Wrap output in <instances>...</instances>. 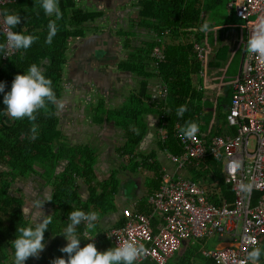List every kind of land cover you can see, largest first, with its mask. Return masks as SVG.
<instances>
[{
	"label": "trees",
	"instance_id": "trees-1",
	"mask_svg": "<svg viewBox=\"0 0 264 264\" xmlns=\"http://www.w3.org/2000/svg\"><path fill=\"white\" fill-rule=\"evenodd\" d=\"M227 1L141 0L138 2L139 25L152 31L159 41L168 38L167 43H158L155 38L145 44L146 49H140L141 53H144L140 58L141 61L142 58L151 61L149 57L151 50L164 43V57L161 61H155L154 66L157 72L155 75L160 77L165 94L164 99L156 103L158 109H155L162 116L165 130V138L159 139L161 150L166 149L174 155L181 154L182 148L175 138L174 125L178 123L183 127L186 121L200 123L203 110L199 101L202 96L196 89L192 77L202 71L203 65L197 59L193 43H200L204 37L205 31L201 30V26L205 24L207 12L213 13L214 10L219 9V6H225ZM73 2L74 0L61 1L59 18L54 14L47 16L40 6L41 0H12L2 8V13H15L20 17L19 23L12 29L14 32L31 34L37 39L29 48L17 50L12 56L3 58L5 38L0 32V82L4 84V92H0V100L9 90L14 76L26 73L32 64H36L43 75L51 81L56 100L60 98L67 43L72 38L83 36L81 26L99 16L98 13H87L83 9L74 8ZM50 21L55 23L56 33L51 42L46 43ZM122 33L126 37L131 36L130 32ZM192 36L194 38L186 42ZM130 56L135 60L136 56ZM148 65L149 63H146L139 68L134 64V68L128 66L127 69L145 78L151 76L146 70V68L150 69ZM140 98L147 99L144 91L141 95L131 96L128 107L122 109V115L116 119V123L122 126L126 138L123 146L118 149V154L127 164L125 168L132 170L139 166L134 152L145 134V127L140 120L141 115L150 109L144 107L145 104ZM181 105L186 106V111L178 117L176 109ZM57 127L58 118L54 102H48L44 108L37 109L32 114V118H13L0 103V264H12L11 241L15 235H18L15 232L16 226H27L31 223L22 213L25 205L22 197L9 193L12 184L35 176L43 181L42 188H50L48 202L52 206L51 223L43 236L44 243L48 239L51 241L46 252L35 258H27L24 264H51V261L58 257L67 259L65 253L59 251L58 236L69 222L67 215L71 210L80 209L86 213L95 211L99 216L113 210L112 197L118 185L116 172H110L103 182L97 183L94 173L95 150L87 145L68 146L60 140ZM62 161L64 167L59 172L57 168L62 165ZM207 161L214 164L212 169L215 173L216 163L210 159ZM142 162L143 169L153 172V179L146 183L149 186L146 193L148 197L159 184V165L155 162L150 164L146 159ZM211 176L215 178L212 174ZM198 177L197 175L195 178ZM79 180L89 190V197L85 202L80 199L78 193ZM146 196L143 201L147 200ZM208 196L210 197V194ZM231 200L232 198H228V201ZM212 202L215 205L219 204L218 200ZM83 227V224L76 226L77 234L81 233ZM81 243L82 246L84 243L87 244L85 241ZM197 255L198 252L189 244L187 252L177 264H214L211 259L204 257L197 262L195 259Z\"/></svg>",
	"mask_w": 264,
	"mask_h": 264
},
{
	"label": "crops",
	"instance_id": "crops-1",
	"mask_svg": "<svg viewBox=\"0 0 264 264\" xmlns=\"http://www.w3.org/2000/svg\"><path fill=\"white\" fill-rule=\"evenodd\" d=\"M61 1L58 0V7L61 5ZM123 1L131 2L129 9L133 8L136 11L135 18L130 17L131 14L126 10L128 4H122ZM139 1L141 0H74V8L83 9L87 13H98L99 16L97 15L93 18V21L88 20L81 26L83 36H77L68 41L65 52L66 64L62 71V92L57 100L61 102L62 107H57L55 103L60 140L68 146L87 145L95 150V181L97 183L103 182L110 172H116L118 185L117 191L112 197L113 210L100 216L97 215L98 219L93 229H88L81 222L84 227L80 234L86 232L89 236H93L82 241L93 243L99 252L112 247L110 241L105 237V232L120 223L122 209H136L140 212H145L148 209L151 211L143 198L149 188L146 183L153 179V172L142 168L144 159L148 160L150 164L155 162L159 165L160 180L162 176L167 175L172 179L182 177L203 182L208 187V194H210L208 200L211 203H213L212 200H218V205H220L222 200L231 202L228 201V198L233 197L231 188L223 181L224 165L222 161L217 162L210 159L216 163L215 173L212 169L214 164L208 162L207 158L179 167L170 160L172 153L159 148V139L165 137V130L163 129L164 125H162V116L155 109H158L156 103L163 100L165 94L161 87L160 77L155 75L157 72L154 66L155 61L163 59V45L165 42L167 43L168 38L159 41L152 31L139 25ZM229 1L226 2L225 8L227 11L232 10L231 14L236 19H240L236 17L234 9L228 5ZM259 19H264V14L249 17L247 20H243L244 23L242 24H214L210 28L216 29V31H205L203 35L209 37L208 40L203 37L200 43H193V45H200L205 59L202 71L193 76L192 81L202 96L199 104L203 114L200 117V123L197 125L200 135L206 143L214 136H233L236 132V129L228 128L225 117L230 105L232 85L237 81L243 67L246 41L250 32L255 30V22ZM90 23L96 25L91 26ZM237 26L243 30L242 38L235 30ZM122 32H130L131 36L126 37L122 35ZM103 35L107 36L109 40H105ZM155 38L158 43H164L155 46L151 50L149 54L151 61L143 58L141 61L140 58L144 53H141L140 49H146L145 44ZM193 38V36L188 38L186 42L191 41ZM240 45L241 48L239 49ZM99 49H104V51H98ZM111 49H114V51L111 52ZM238 50L239 60L236 63L238 66L236 78L231 83L224 81L230 71H228V64L231 63L232 57ZM130 53L136 56L135 60H132L134 61L133 65L136 64L137 67L141 68L143 64L149 63L148 67L150 69L146 68V70L151 73V76L143 78L127 69L126 66H122V61H125ZM142 91L147 95V99L140 98V100L144 102L145 108L150 109L144 111L141 115L140 120L145 127V134L134 152L136 163H139V166L132 170L125 168L127 164L124 162L123 157L118 154V149L123 146L126 138L122 126L116 123L118 116L112 117L113 115L110 113L127 108L130 97L141 95ZM222 95L225 97L221 98ZM92 104H95V110H100L99 116H97V113L93 114ZM207 114L209 120L205 122L202 118ZM178 125L180 126V124ZM114 163H117V165L115 166ZM61 164L57 168L59 172L64 167L63 161ZM198 172L201 174H198ZM217 173L218 177H216ZM211 174L215 178H212ZM195 175L199 177L195 178ZM42 185L43 181L36 189H32L27 201L23 199L24 207L31 210L30 204L33 200H45L39 210L44 215H50L52 212V206L48 202L50 188H42ZM77 186L80 199L83 202L87 201L89 197L87 186L81 180L77 181ZM90 210H92L91 206ZM26 217L31 222V213ZM158 220V217L154 216L152 219L153 228L159 224ZM224 236L228 237V235ZM224 236L186 240L176 251L178 253L175 252L166 264H177L187 252L188 245H192L191 242L196 240L203 244L202 249L196 251L198 255L195 259L199 262V260H202L204 250L228 246L227 243L231 239L230 237L225 239ZM82 238L87 237L82 236ZM58 239L60 241L59 248H61L66 244V241L61 234ZM50 241V239L46 241L45 247L39 254L46 252ZM262 241V254L258 259L261 264L264 263V239ZM81 244L80 242L79 246L83 247L86 243L83 246ZM65 255L68 256V254ZM143 262L155 264L149 260Z\"/></svg>",
	"mask_w": 264,
	"mask_h": 264
},
{
	"label": "built area",
	"instance_id": "built-area-1",
	"mask_svg": "<svg viewBox=\"0 0 264 264\" xmlns=\"http://www.w3.org/2000/svg\"><path fill=\"white\" fill-rule=\"evenodd\" d=\"M11 2L0 0V13ZM228 5L242 20L264 14V0H230ZM0 32L5 38L3 58H7L17 50L8 47L2 16ZM194 50L203 65V49L195 44ZM225 121L228 128L236 129L235 134L214 136L208 143L199 130L194 137L183 138L178 134L180 126L175 124V138L182 153L171 154L170 160L179 167L206 158L222 161L223 181L233 193L231 202L211 203L203 182L162 176L158 188L146 200L151 211L122 209L121 222L105 232L113 247L124 240L144 246L134 264L146 260L166 264L182 243L192 238L230 237L228 246L202 252L214 264H241L251 248L259 247L264 239V59L247 51L239 78L232 85ZM234 161H239L238 168L233 166ZM240 182L253 183L250 195L240 193ZM154 216L159 219L155 228Z\"/></svg>",
	"mask_w": 264,
	"mask_h": 264
},
{
	"label": "clouds",
	"instance_id": "clouds-1",
	"mask_svg": "<svg viewBox=\"0 0 264 264\" xmlns=\"http://www.w3.org/2000/svg\"><path fill=\"white\" fill-rule=\"evenodd\" d=\"M46 15L54 14L56 18L60 17L58 0H41L40 4ZM3 18V24L7 26L6 40L8 47L20 50L30 47L32 42L37 39L31 34H21L12 31L19 23L20 17L15 13H0ZM202 31H216L205 23L201 26ZM56 33V26L53 21L48 23V33L45 42L50 43ZM246 51L250 55H257L264 59V19L255 22V30L250 32L246 41ZM0 92H4V84L0 82ZM48 102L56 103L57 107H62L60 101L56 100L54 91L51 87V81L46 78L36 64L28 67L26 73L17 74L11 81L9 90L3 94L0 103L4 105L7 113L13 118H32V114L37 110L44 108ZM186 111V106L181 105L176 109V115L182 116ZM198 132V125L194 121H186L180 128L179 135L185 139H190ZM234 167H239V161L233 162ZM238 189L242 195H250L253 189V183L240 182ZM45 200H33L31 210L28 207L22 208L24 216L31 213V223L27 226H16L15 238L11 241L13 249L12 264H24L29 257H38L40 251L45 247L43 233L51 223V215H44L39 209ZM35 209V210H33ZM98 216L95 211L84 212L80 209L71 210L67 215L69 221L60 231L66 241V244L59 249L60 252L68 254L67 261L58 257L51 261V264H134L137 257L143 252L142 244H133L124 240L119 246L108 248L103 252L97 251L93 243H87L80 247V242L84 239H90L88 233L78 235L76 226L83 222L88 229H93ZM82 236L87 238H82ZM261 247L251 248L241 264H258L261 257Z\"/></svg>",
	"mask_w": 264,
	"mask_h": 264
},
{
	"label": "rangeland",
	"instance_id": "rangeland-1",
	"mask_svg": "<svg viewBox=\"0 0 264 264\" xmlns=\"http://www.w3.org/2000/svg\"><path fill=\"white\" fill-rule=\"evenodd\" d=\"M126 3L128 4L126 6V8H128V9H126V10L128 11V13L131 14L130 17L135 18L136 11L133 8H130L129 9V7H130L129 4L131 2H127V1H123L122 2V4H124V5H126ZM221 7H223V8H221ZM231 12H232V10H228L227 11V9L225 8V6H222L221 5V6H219V9L214 10L213 13H211V11H210V13L207 12V15L205 17L206 18L205 19V23H207L209 26H212L214 24L216 25L217 23L222 24V25H225V24L228 25V23H234V24H237V23L242 24V23H244L243 20L236 19L234 17V15L231 14ZM90 25L91 26H94L96 24L95 23H92V24L90 23ZM235 30H236L237 34L240 35V37L242 38L243 37V35H242V33H243L242 28L239 27V26H237L235 28ZM99 34H101V33H99ZM204 38L208 40L209 37H206L205 36ZM240 48H241V45H240L239 49ZM133 53H130L129 55L127 54L128 57H127V59L125 61H122V66H126V67L131 66L132 68H134V66L132 64L134 62V61H132L134 57L131 58V56H130V55H134ZM238 54H239V50L232 57L231 63L228 64V66H229L228 67V71L229 70L230 71H229V74L227 75L226 79H224V81H229L231 83L233 80H235V78H236V71L238 70V66L236 64L237 61L239 60V57L237 56ZM220 56H221V54H220ZM221 101H224V100L221 99ZM95 107H96L95 104H92L91 110L93 111V114H96L97 113V116H99V113H101V112H100V110H95ZM105 114H106V112H105ZM110 114L113 115V117L114 116H118V118H119L122 115V111L119 110V111H116L115 113L114 112H111ZM202 119H204L203 121L207 122L209 120L208 114L204 118H202ZM114 164H115V166L117 165V163H114ZM41 182H42V180L39 179L38 177L30 176L28 179H26L24 181H20V182H17L15 184H12L11 187H10L9 193L10 194H13L14 193V194L20 195L22 197V199H24L25 201H27L28 200L27 197H28L29 193L32 191V189H36L38 186H40L41 185ZM129 189H130V187H129ZM191 244H192V247L196 251H200L202 249V247H203V244L200 241H192ZM176 253H178V252H176ZM258 264H261V263L258 261Z\"/></svg>",
	"mask_w": 264,
	"mask_h": 264
},
{
	"label": "flooded vegetation",
	"instance_id": "flooded-vegetation-1",
	"mask_svg": "<svg viewBox=\"0 0 264 264\" xmlns=\"http://www.w3.org/2000/svg\"><path fill=\"white\" fill-rule=\"evenodd\" d=\"M103 36H104V35H103ZM105 37H106V38H105ZM103 38H104L105 40H109L107 36H104ZM109 51H110V49H109ZM112 51H114V49H111V52H112ZM113 53H114V52H113ZM262 245H263V241H261L259 247H261ZM260 263H261V262H260ZM262 264H264V263H262Z\"/></svg>",
	"mask_w": 264,
	"mask_h": 264
},
{
	"label": "water",
	"instance_id": "water-1",
	"mask_svg": "<svg viewBox=\"0 0 264 264\" xmlns=\"http://www.w3.org/2000/svg\"><path fill=\"white\" fill-rule=\"evenodd\" d=\"M98 51H104V49H102V50H101V49H99ZM224 97H225L224 95H222V96H221V98H224ZM224 238H225V239H228V237H227V236H224Z\"/></svg>",
	"mask_w": 264,
	"mask_h": 264
}]
</instances>
